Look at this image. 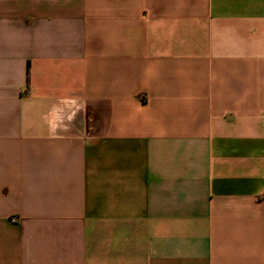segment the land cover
Wrapping results in <instances>:
<instances>
[{"label":"crops","instance_id":"0c3cea01","mask_svg":"<svg viewBox=\"0 0 264 264\" xmlns=\"http://www.w3.org/2000/svg\"><path fill=\"white\" fill-rule=\"evenodd\" d=\"M0 264H264V0H0Z\"/></svg>","mask_w":264,"mask_h":264},{"label":"trees","instance_id":"16d2710c","mask_svg":"<svg viewBox=\"0 0 264 264\" xmlns=\"http://www.w3.org/2000/svg\"><path fill=\"white\" fill-rule=\"evenodd\" d=\"M29 78H30V76H29V69H28V82H29Z\"/></svg>","mask_w":264,"mask_h":264}]
</instances>
